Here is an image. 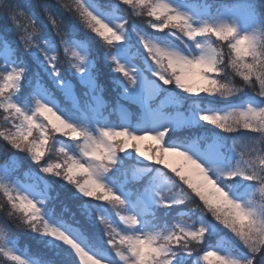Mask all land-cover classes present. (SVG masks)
Segmentation results:
<instances>
[{
  "label": "snow or ice",
  "instance_id": "obj_1",
  "mask_svg": "<svg viewBox=\"0 0 264 264\" xmlns=\"http://www.w3.org/2000/svg\"><path fill=\"white\" fill-rule=\"evenodd\" d=\"M0 21V264H264V0Z\"/></svg>",
  "mask_w": 264,
  "mask_h": 264
},
{
  "label": "trees",
  "instance_id": "obj_2",
  "mask_svg": "<svg viewBox=\"0 0 264 264\" xmlns=\"http://www.w3.org/2000/svg\"><path fill=\"white\" fill-rule=\"evenodd\" d=\"M0 23H4V21H0ZM123 43V42H122ZM98 47H101L100 45H97ZM149 74L151 75V73L149 72ZM210 99V98H208ZM212 100H202L200 101V103L202 105H216L217 107L221 106L223 101L219 100V99H213L211 98ZM4 220V217H3V213L0 212V221ZM21 230L20 229H15V228H12V233H18L20 232ZM12 233L8 234L7 237H6V240H5V243L6 245L13 251L14 248H20L22 251H26L25 253L28 254L29 256L31 257H34L36 258L32 252H31V249L25 245V244H21L20 241H19V237L16 236L14 237L12 235ZM10 264H14V262H10Z\"/></svg>",
  "mask_w": 264,
  "mask_h": 264
},
{
  "label": "rangeland",
  "instance_id": "obj_3",
  "mask_svg": "<svg viewBox=\"0 0 264 264\" xmlns=\"http://www.w3.org/2000/svg\"><path fill=\"white\" fill-rule=\"evenodd\" d=\"M147 75V74H146ZM203 95V94H202ZM207 100H212L211 98L210 99H207ZM188 103H191L190 101ZM24 257V256H23ZM25 258V257H24ZM26 260H28L27 258H25Z\"/></svg>",
  "mask_w": 264,
  "mask_h": 264
}]
</instances>
